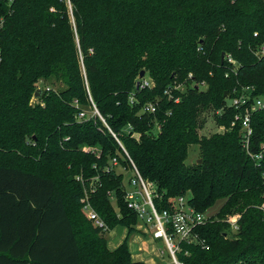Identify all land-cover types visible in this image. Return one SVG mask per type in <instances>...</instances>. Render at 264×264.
<instances>
[{"label": "trees", "instance_id": "1", "mask_svg": "<svg viewBox=\"0 0 264 264\" xmlns=\"http://www.w3.org/2000/svg\"><path fill=\"white\" fill-rule=\"evenodd\" d=\"M0 24V264H144L82 218L86 193L109 230L140 232L122 148L155 185L158 210L179 196L203 214L221 202L178 261L264 264V154L253 159L264 109L251 115L248 154L224 106L247 87L264 98V0H0ZM141 71L153 87L135 89ZM40 79L63 88L42 87L31 106ZM174 84L185 88L169 100ZM210 109L224 132L200 137ZM194 145L201 163L186 165Z\"/></svg>", "mask_w": 264, "mask_h": 264}, {"label": "built area", "instance_id": "2", "mask_svg": "<svg viewBox=\"0 0 264 264\" xmlns=\"http://www.w3.org/2000/svg\"><path fill=\"white\" fill-rule=\"evenodd\" d=\"M262 50L264 49L262 48ZM226 58L228 59V62H233L231 58ZM189 77H191V75H189ZM137 83L138 88L136 89L135 87L136 90L150 88L151 86V84L145 78L137 79ZM201 86L203 85L201 84L200 87ZM179 89L181 88L177 87L176 85H170L164 90L163 93L170 100L172 99V91ZM252 91V88H244L242 93L228 99L227 101V106L234 108L237 111L232 125L234 126L235 123H237L240 126L241 144L248 154H250L249 145L253 133L251 127V115L255 111L264 109V98L251 97ZM129 101L130 103H133V95L129 96ZM174 101L177 103L178 99H175ZM155 109L156 105L147 104L143 108V112L154 113ZM93 115H97L102 120L95 106H93ZM84 117L85 113H80L78 115L79 119H83ZM126 132L131 133L132 127H127ZM112 135L116 139L115 135ZM132 136L137 138V135L134 133ZM117 142L119 143L118 140ZM119 145L122 148L120 143ZM122 150L125 154V157L129 161V167L128 169H120L123 170L122 173L128 171L132 174L128 179L127 187L124 186V200L128 209L137 216V229L144 235H151L152 240L154 241L162 240L166 250L169 253V256L173 261V264H183L176 258L177 253L180 251V244L198 242L195 229L199 226H202L207 221L208 215L196 211L189 204L188 200L185 201L186 197L184 196L169 198L167 200L169 208L158 210L155 205V199L160 197L156 192L155 185L141 177L125 150L123 148ZM263 154L264 146H262V150L259 154L253 156V159L260 160ZM111 164L112 166L118 165L116 158L112 159ZM76 180L81 181V178L76 177ZM80 204L81 212L95 229L99 230L101 234L109 232L105 222L92 208L89 202V196L86 193L85 196L80 200Z\"/></svg>", "mask_w": 264, "mask_h": 264}, {"label": "rangeland", "instance_id": "3", "mask_svg": "<svg viewBox=\"0 0 264 264\" xmlns=\"http://www.w3.org/2000/svg\"><path fill=\"white\" fill-rule=\"evenodd\" d=\"M235 66H237V64H233ZM150 84V88L153 87V81L152 79L149 77L148 73H145L144 74V77ZM138 79V77H137ZM176 85L177 87H180L184 90V84H174ZM36 87H39V88H42V87H49L51 89H54V90H57V89H62L63 88V85L58 82V81H55V80H51L50 82H47V81H43L42 79H40L37 84H36ZM205 87V86H204ZM228 101V100H227ZM227 101L225 102V107H227ZM84 112H88V111H84ZM216 113V111H215ZM222 113V110H217V114H221ZM204 114H205V122L203 124V128L201 130L198 131V135L200 137L202 136H205V137H208L210 136L211 134H214V133H222L224 132V129L223 128H220L216 125L215 123V120L213 118V114L214 112L210 109V110H206L204 111ZM232 126V124H231ZM83 151H89L88 148H83ZM198 156H199V150H198V146L194 145V146H190L188 148V156H187V159L185 161L186 165H193L194 162L198 159ZM123 170H121L120 168H117V172H122ZM132 174L128 171H126L125 173H123V185L127 187V183H128V179L129 177L131 176ZM188 200V197L185 198V201ZM80 202V201H79ZM220 205H221V202L218 201L215 203V205L210 208L206 214L208 216H212L213 215V218L214 219H217V217L215 216L216 212L218 211V209L220 208ZM114 207V205H113ZM115 208V207H114ZM85 216H82V218H84ZM240 218V214H234V215H228L227 217H225V221L228 223L229 221V227H230V235H233V234H236L237 233V230H238V220ZM85 220V218H84ZM85 222H87L85 220ZM234 223V224H232ZM236 225H237V228H236ZM136 230L137 227L135 228ZM139 231V230H138ZM117 235L116 236V244L119 240H121L123 243L124 240H127V247L128 249H131L134 247V244H133V239L136 238V237H140V239H142V241H144L146 243V245H148L149 243H152V245L149 246V248L151 249L152 246L153 248L155 249V251H150V253H147L150 257V259L155 263V264H173V261L171 259V257L169 256V253L168 251L166 250L165 246H164V243L162 242V240H152V237L151 235H144L141 231L139 233H134V234H131L130 236L127 235V231L125 228H122V227H119V228H115L114 230L107 232V233H103L104 237L108 238L109 235ZM146 236V237H142V235ZM152 241V242H151ZM148 242V243H147ZM115 243H113L112 245H109L110 248L114 247L115 246ZM145 246V245H144ZM152 250V249H151ZM143 254V253H142ZM135 261V260H133Z\"/></svg>", "mask_w": 264, "mask_h": 264}, {"label": "crops", "instance_id": "4", "mask_svg": "<svg viewBox=\"0 0 264 264\" xmlns=\"http://www.w3.org/2000/svg\"><path fill=\"white\" fill-rule=\"evenodd\" d=\"M119 228V227H116ZM115 229V228H114ZM113 229V230H114ZM112 231V230H110ZM142 235V234H141ZM116 234L115 235H109L108 238L105 237L106 241H107V245L110 248L109 245H112L113 243H115L117 240L116 238ZM132 236V235H131ZM130 236V237H131ZM142 237H146L144 235H142ZM121 240H119L117 242V244L115 243V246L112 247L111 249L116 248L117 246H119L121 244ZM133 244L134 247L129 249L130 253H131V257L133 260L135 261H139V262H143L144 264H155L149 257V255L147 253H150V251H155V249L152 246V250L149 248L150 245H152V243H149L148 245H146V243L144 241H142V239H140V237H136L133 239ZM152 242V241H151ZM148 243V242H147ZM145 245V246H144ZM143 253V254H142Z\"/></svg>", "mask_w": 264, "mask_h": 264}, {"label": "water", "instance_id": "5", "mask_svg": "<svg viewBox=\"0 0 264 264\" xmlns=\"http://www.w3.org/2000/svg\"><path fill=\"white\" fill-rule=\"evenodd\" d=\"M223 58H224V54H221V60H222ZM144 74H145V72H144V71H141V72L139 73V75H138V79H142V78L144 77ZM135 87H136V89L138 88V83H136ZM42 93H43L42 88H37V89L34 91V93H33V97H32V99H31V101H30V105H31V106L35 105V102L41 98ZM224 97H225V96H224ZM197 163L200 164V163H201V160H200V159L197 160Z\"/></svg>", "mask_w": 264, "mask_h": 264}]
</instances>
